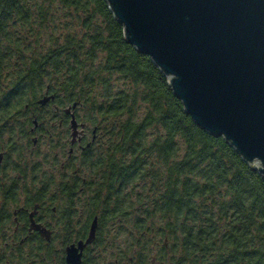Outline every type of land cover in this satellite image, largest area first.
Returning a JSON list of instances; mask_svg holds the SVG:
<instances>
[{
    "label": "trees",
    "instance_id": "1",
    "mask_svg": "<svg viewBox=\"0 0 264 264\" xmlns=\"http://www.w3.org/2000/svg\"><path fill=\"white\" fill-rule=\"evenodd\" d=\"M56 111L87 126L82 148ZM31 127L49 155L19 161L56 165L32 200L62 253L96 217L82 264H264L263 174L192 120L105 0H0V144L16 156Z\"/></svg>",
    "mask_w": 264,
    "mask_h": 264
},
{
    "label": "water",
    "instance_id": "2",
    "mask_svg": "<svg viewBox=\"0 0 264 264\" xmlns=\"http://www.w3.org/2000/svg\"><path fill=\"white\" fill-rule=\"evenodd\" d=\"M105 1L192 120L264 176V0ZM70 126L74 135V117ZM96 226L94 217L85 240L66 247L68 264H81Z\"/></svg>",
    "mask_w": 264,
    "mask_h": 264
},
{
    "label": "flooded vegetation",
    "instance_id": "3",
    "mask_svg": "<svg viewBox=\"0 0 264 264\" xmlns=\"http://www.w3.org/2000/svg\"><path fill=\"white\" fill-rule=\"evenodd\" d=\"M72 117L77 123L74 135H71L70 121ZM53 118L56 119L54 122H57L60 127L61 125L62 127L68 125L70 148H82L87 143V126L78 122L72 113L69 111H56ZM36 132L35 127L30 128L29 136L23 139L30 140L33 146L22 149L23 151H19L16 156L15 154L13 156V152H10L9 144H0V169L6 170L7 173H0V231H9L5 235L7 237H2V234H0V260H3L0 261V264H68L65 259V249L68 245L74 243H64L62 253L63 241L55 238L53 233L57 223L51 221L50 217L48 218L50 213L42 208L43 204L41 202L32 200L38 194V177L47 173L50 178L53 179L56 176L55 179H57L56 165L52 161L39 158L33 162H24L23 159L19 161V158L33 157L38 153L37 149H34L39 136V133ZM18 139L21 138L18 136ZM4 161L7 162L6 165ZM11 166L14 167V170H11ZM28 201H31L30 205ZM47 205L48 208L51 207L50 203H47ZM51 210L53 212L54 207H51ZM27 243L31 244L32 251L37 252L35 260H30L27 256L29 251ZM46 244L55 247V250L59 253L58 259L55 256L50 262L43 259L42 251L43 246ZM86 250L87 245L81 252V264Z\"/></svg>",
    "mask_w": 264,
    "mask_h": 264
},
{
    "label": "rangeland",
    "instance_id": "4",
    "mask_svg": "<svg viewBox=\"0 0 264 264\" xmlns=\"http://www.w3.org/2000/svg\"><path fill=\"white\" fill-rule=\"evenodd\" d=\"M22 144H23V142H21V145ZM32 146L33 145H31V142H27V143H24L22 145V149H25V148H28V147H32ZM34 149H37L38 153H40L41 155H45L46 156L45 158H47V156L49 155L47 153L48 150L46 149L45 145L44 146L43 145H38V146L36 145ZM60 151H62V150H59V151L56 150V152H60ZM62 159H63V162H66V160H64V157ZM65 166H66V164H65Z\"/></svg>",
    "mask_w": 264,
    "mask_h": 264
}]
</instances>
